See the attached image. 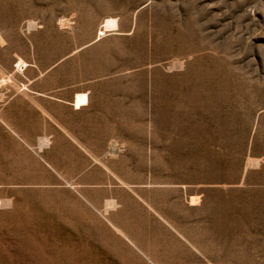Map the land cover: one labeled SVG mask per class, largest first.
<instances>
[{"label": "rangeland", "instance_id": "1", "mask_svg": "<svg viewBox=\"0 0 264 264\" xmlns=\"http://www.w3.org/2000/svg\"><path fill=\"white\" fill-rule=\"evenodd\" d=\"M0 264H264V0H0Z\"/></svg>", "mask_w": 264, "mask_h": 264}, {"label": "bare ground", "instance_id": "2", "mask_svg": "<svg viewBox=\"0 0 264 264\" xmlns=\"http://www.w3.org/2000/svg\"><path fill=\"white\" fill-rule=\"evenodd\" d=\"M119 231V230H118ZM121 232V231H120ZM136 249H138V248H136ZM141 252V251H140Z\"/></svg>", "mask_w": 264, "mask_h": 264}]
</instances>
